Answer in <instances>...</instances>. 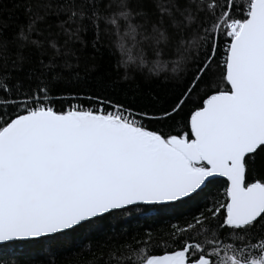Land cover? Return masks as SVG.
<instances>
[{
    "label": "snow or ice",
    "instance_id": "obj_1",
    "mask_svg": "<svg viewBox=\"0 0 264 264\" xmlns=\"http://www.w3.org/2000/svg\"><path fill=\"white\" fill-rule=\"evenodd\" d=\"M245 2L244 18H234L237 0H137L141 6L135 8L133 0H58L55 13L53 0H29L23 27L10 39L0 28V244L54 239L113 211L182 201L223 177L227 202L174 233L179 238L195 229L202 239L185 238L180 250L145 256L143 264H264V181H247L256 155L264 152V0ZM149 3L159 14L150 36L133 22L147 18L143 5ZM201 13L212 22L198 24ZM51 15L57 17L55 33ZM165 22L181 33L197 24L204 33L190 41L181 35V45L211 44L185 95L209 68L217 35L229 39L227 90L203 100L190 115L188 132L150 130L142 119L151 118L148 113L123 105L64 111L51 105L52 89L63 79L55 71L58 58L75 54L82 31L92 30L98 42L100 32L108 31L101 25H110L127 58L122 63L144 65L142 51L133 55L137 36L167 43ZM184 59L181 54L173 72ZM164 67L157 61L149 71L158 74ZM217 217L216 227L207 223Z\"/></svg>",
    "mask_w": 264,
    "mask_h": 264
},
{
    "label": "trees",
    "instance_id": "obj_2",
    "mask_svg": "<svg viewBox=\"0 0 264 264\" xmlns=\"http://www.w3.org/2000/svg\"><path fill=\"white\" fill-rule=\"evenodd\" d=\"M28 2L0 0V28L6 38L10 39L18 28L27 23L25 8ZM57 2L53 0L54 6L50 12H56ZM237 4L239 7L234 12V18H244L242 9L246 8V2L237 0ZM138 6L141 5L133 0L132 7ZM143 6L147 10V18L135 17L133 22L142 26L140 32L150 36L153 25H158L159 14L153 4ZM33 10H38L34 3ZM49 20L53 22L50 30L55 33L58 31L55 27L57 17L51 15ZM211 22L210 18L206 20L204 14H200L198 24ZM164 27L170 34L169 42L157 44L137 36L140 42L133 48V55L142 51L145 64L136 62L127 66L122 63L127 58L118 46L119 37L110 25H101V29L108 28V31L100 32L98 42L92 30L82 31L81 39L73 47L75 54L58 58L59 66L55 71L61 73L63 79L52 89L51 105L56 111H64L75 104L89 110H111L114 105H123L139 113H148L151 118L142 119L150 130L166 136L188 132L189 117L197 107L202 106L203 100L216 91L227 90L228 86L223 80V61L229 39L217 35V49L209 68L191 94L185 95L199 70L197 65L202 67L206 54L211 55V44L205 48L201 41L200 47L189 48L187 44L179 43L181 35L185 41H190L204 34L202 30H197V24L182 33L167 25V22ZM126 46L132 47L131 42L126 41ZM181 54L185 59L180 70L173 72L175 61ZM65 60L70 67L65 66ZM157 61L165 67L158 74H153L149 69ZM90 97H99L104 103ZM182 99L184 103L180 105ZM177 105H180L179 110L173 111ZM165 113L171 115L165 116ZM254 180L264 181V152L256 155L247 174L248 182ZM226 188L224 180L214 179L182 201L166 205H137L113 211L54 239L0 244V264H143L145 256L180 250L185 238L190 240L195 236L196 240L202 239L195 229L179 238L174 233L176 227L185 226L200 213L207 215L206 209L209 207L227 202ZM220 221L221 217H217L207 223L216 227ZM224 231L227 230H223L221 235ZM256 231L259 233L260 230Z\"/></svg>",
    "mask_w": 264,
    "mask_h": 264
},
{
    "label": "water",
    "instance_id": "obj_3",
    "mask_svg": "<svg viewBox=\"0 0 264 264\" xmlns=\"http://www.w3.org/2000/svg\"><path fill=\"white\" fill-rule=\"evenodd\" d=\"M207 98V97H206ZM205 98V99H206ZM189 119H190V117H189ZM214 179H222V180H224L226 183H227V186H228V182H227V180H226V178H223V177H216V178H213L212 180H214ZM168 204H170V203H168ZM163 205H166V204H163ZM8 243V242H7ZM4 244V243H3ZM171 253H173V252H166V253H163V254H160V255H157V256H162V255H166V254H171Z\"/></svg>",
    "mask_w": 264,
    "mask_h": 264
},
{
    "label": "built area",
    "instance_id": "obj_4",
    "mask_svg": "<svg viewBox=\"0 0 264 264\" xmlns=\"http://www.w3.org/2000/svg\"><path fill=\"white\" fill-rule=\"evenodd\" d=\"M77 106V104L73 105V107ZM112 110V109H111Z\"/></svg>",
    "mask_w": 264,
    "mask_h": 264
}]
</instances>
